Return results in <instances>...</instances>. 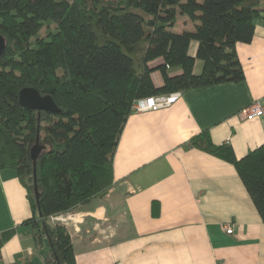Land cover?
<instances>
[{
  "label": "trees",
  "instance_id": "16d2710c",
  "mask_svg": "<svg viewBox=\"0 0 264 264\" xmlns=\"http://www.w3.org/2000/svg\"><path fill=\"white\" fill-rule=\"evenodd\" d=\"M181 16L194 28L178 30ZM258 21H264V0H0L6 41L0 167L16 171L37 210L22 224L46 240L45 264H76L67 227L50 216L112 185L114 154L133 103L242 80L236 44L251 41ZM192 41L198 43L195 56ZM156 59L162 62L149 66ZM196 59L202 61L199 73L193 71ZM154 70L162 76L159 86ZM23 87L51 95L59 111L22 105ZM36 143L43 148L34 168L30 149ZM189 143L234 165L264 222V142L240 158L228 144L213 143L207 130ZM158 209L153 201L154 215ZM12 234L4 231L0 242Z\"/></svg>",
  "mask_w": 264,
  "mask_h": 264
},
{
  "label": "crops",
  "instance_id": "0c3cea01",
  "mask_svg": "<svg viewBox=\"0 0 264 264\" xmlns=\"http://www.w3.org/2000/svg\"><path fill=\"white\" fill-rule=\"evenodd\" d=\"M178 24V30L194 28L186 16ZM197 46L190 43L192 56ZM236 53L242 80L187 89L168 107L131 112L114 154L112 185L54 214L61 220L50 217L67 227L76 264H264V222L234 165L189 143L207 130L213 143L228 144L240 158L264 142V115L238 114L255 100L264 104V21L250 42L236 44ZM201 67L196 59L194 73ZM151 76L162 84L158 70ZM32 215L37 210L16 171L0 167V239L13 229L0 242L2 264H36L35 248L46 244L45 264L46 240L22 224Z\"/></svg>",
  "mask_w": 264,
  "mask_h": 264
},
{
  "label": "built area",
  "instance_id": "2783aa9c",
  "mask_svg": "<svg viewBox=\"0 0 264 264\" xmlns=\"http://www.w3.org/2000/svg\"><path fill=\"white\" fill-rule=\"evenodd\" d=\"M181 92L168 94H154L149 95L145 98H141L136 100L132 105V112H145V111H157L162 108L170 106L174 103L180 96ZM242 118L245 119H254L264 115V104L259 100H255L248 106L241 109L238 113ZM52 220H61L56 215L50 216ZM227 233H231L233 231L232 226L230 224H226L223 226ZM0 264L1 261H0Z\"/></svg>",
  "mask_w": 264,
  "mask_h": 264
},
{
  "label": "water",
  "instance_id": "95a60500",
  "mask_svg": "<svg viewBox=\"0 0 264 264\" xmlns=\"http://www.w3.org/2000/svg\"><path fill=\"white\" fill-rule=\"evenodd\" d=\"M5 38L0 34V54L5 48ZM19 102L29 108L36 110H45L49 112H58L59 108L54 102L53 98L49 94H41L35 87H23L20 89L18 94ZM43 146L34 144L30 149V156L33 160V165L35 168V160L37 158L38 152ZM34 191L36 193V185L34 184Z\"/></svg>",
  "mask_w": 264,
  "mask_h": 264
},
{
  "label": "rangeland",
  "instance_id": "374dc122",
  "mask_svg": "<svg viewBox=\"0 0 264 264\" xmlns=\"http://www.w3.org/2000/svg\"><path fill=\"white\" fill-rule=\"evenodd\" d=\"M44 29H45V27H43L41 32H40L42 35H44ZM35 249H37L36 252L40 254V255H37V253H36V258H35L36 264H44V257L46 255V252H45L46 244H43V245H41V246H39L38 248H35ZM42 258H43V260H42Z\"/></svg>",
  "mask_w": 264,
  "mask_h": 264
}]
</instances>
